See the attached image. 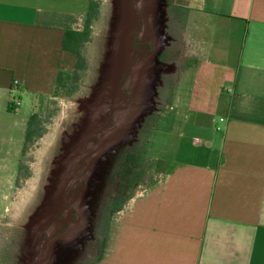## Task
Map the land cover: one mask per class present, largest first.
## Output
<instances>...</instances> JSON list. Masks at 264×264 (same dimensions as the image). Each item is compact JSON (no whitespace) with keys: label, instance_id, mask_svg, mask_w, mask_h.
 I'll list each match as a JSON object with an SVG mask.
<instances>
[{"label":"crops","instance_id":"obj_1","mask_svg":"<svg viewBox=\"0 0 264 264\" xmlns=\"http://www.w3.org/2000/svg\"><path fill=\"white\" fill-rule=\"evenodd\" d=\"M88 1L0 0L5 182L22 161L29 117L16 120L9 101L43 97L75 67L63 40L82 28ZM165 9L166 49L149 52L166 50L150 99L175 110L164 116L170 127L182 116L191 147L111 212L92 264H264V0H169Z\"/></svg>","mask_w":264,"mask_h":264},{"label":"rangeland","instance_id":"obj_2","mask_svg":"<svg viewBox=\"0 0 264 264\" xmlns=\"http://www.w3.org/2000/svg\"><path fill=\"white\" fill-rule=\"evenodd\" d=\"M133 1L142 4L141 17ZM167 2L98 0L79 68L43 97L16 91L14 118L37 113L41 134L10 169L16 180L5 182L0 170V264H92L111 212L156 179L167 159L185 157L191 145L182 116L170 127L164 116L175 110L150 97L159 94L152 86L166 50L139 56L121 84L132 101L118 106L137 51L166 49ZM155 118L163 120L153 128Z\"/></svg>","mask_w":264,"mask_h":264},{"label":"trees","instance_id":"obj_3","mask_svg":"<svg viewBox=\"0 0 264 264\" xmlns=\"http://www.w3.org/2000/svg\"><path fill=\"white\" fill-rule=\"evenodd\" d=\"M98 8H99V3L98 0H89L88 1V6H87V11L86 14L83 18L82 22V28L79 30H68L65 33V37L63 40V49L70 51L74 53L77 57V63L76 67L78 65V60L81 58L80 54V47L82 43L87 40L90 30H91V23L93 20L96 19L97 14H98ZM67 73L65 71H59L56 75V80L55 84L60 85V83H63L64 76ZM9 109H11V102L9 101L8 105ZM39 115L37 113H34L30 116L28 124H27V129L25 133V140H24V146H23V152L27 146V144L33 140L34 137L40 136L41 130H40V125L38 121ZM163 160H159L158 163L162 165ZM164 165V164H163ZM160 171L163 173L165 171V167L161 168Z\"/></svg>","mask_w":264,"mask_h":264},{"label":"flooded vegetation","instance_id":"obj_4","mask_svg":"<svg viewBox=\"0 0 264 264\" xmlns=\"http://www.w3.org/2000/svg\"><path fill=\"white\" fill-rule=\"evenodd\" d=\"M138 13H139V16H140V12H139V11H138ZM140 17H141V16H140ZM151 47H152V46H151ZM149 52H151V48L148 49V50L139 49V50L137 51L136 55H135V59H134V61H133V66H135V65L138 63L137 61H138L139 56L144 55V54H145V56H146V55H148ZM134 62H135V63H134ZM129 72H130V71H129ZM127 76H128V74H127V75L124 74V76L122 77L121 82H120V87L122 88V90H123L125 93H127L128 97H127V99L121 101V103H119L118 106L121 105V104L131 103V101H132V97H133V96H132L131 92L129 91V89L126 88V87H124V86H121V84L127 79ZM114 110H115V108H113V109L111 110V114H112V115H114ZM113 119H114L113 124L110 125L108 128H113V127L115 126V117H113ZM103 131H104V130H103ZM104 134H105V131L102 132L103 137H104ZM101 144H102V143H101ZM66 226H67V225H66ZM60 235H61V234L54 235V236H60ZM54 236H52V237H54Z\"/></svg>","mask_w":264,"mask_h":264},{"label":"built area","instance_id":"obj_5","mask_svg":"<svg viewBox=\"0 0 264 264\" xmlns=\"http://www.w3.org/2000/svg\"><path fill=\"white\" fill-rule=\"evenodd\" d=\"M15 83H17V81H15ZM11 100L13 101V105L16 106L19 103V99H17L15 96H13L11 98ZM222 120V118H220Z\"/></svg>","mask_w":264,"mask_h":264},{"label":"water","instance_id":"obj_6","mask_svg":"<svg viewBox=\"0 0 264 264\" xmlns=\"http://www.w3.org/2000/svg\"><path fill=\"white\" fill-rule=\"evenodd\" d=\"M134 63H135V62H134ZM132 66H133V64H132V65L130 66V68L125 72V75H127V74L129 73V71H130V69L132 68ZM104 131H105V129H104ZM104 131H103V132H104ZM52 236H54V235H52ZM52 236H51V237H52Z\"/></svg>","mask_w":264,"mask_h":264}]
</instances>
